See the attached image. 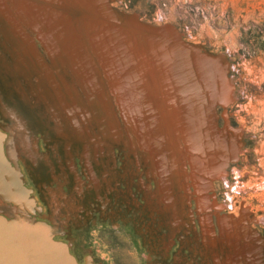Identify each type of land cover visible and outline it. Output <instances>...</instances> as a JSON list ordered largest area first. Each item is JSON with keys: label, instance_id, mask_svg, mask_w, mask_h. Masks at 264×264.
Here are the masks:
<instances>
[{"label": "rangeland", "instance_id": "374dc122", "mask_svg": "<svg viewBox=\"0 0 264 264\" xmlns=\"http://www.w3.org/2000/svg\"><path fill=\"white\" fill-rule=\"evenodd\" d=\"M27 259L264 264V0H0V264Z\"/></svg>", "mask_w": 264, "mask_h": 264}, {"label": "bare ground", "instance_id": "6f19581e", "mask_svg": "<svg viewBox=\"0 0 264 264\" xmlns=\"http://www.w3.org/2000/svg\"><path fill=\"white\" fill-rule=\"evenodd\" d=\"M20 243H21L20 245H22V248H25V246H27V245L24 244V241H22V240H20ZM27 248H28V247H27ZM24 250H25V249H24ZM21 252H22V251H21ZM23 252H24V251H23ZM27 253L29 254L28 250H27L26 254H27ZM24 254H25V252H24ZM26 254H25V255H26ZM28 257H30V256H28ZM28 257H27V258H28ZM28 260H29V259L26 260V261H27V264H28V262H29ZM41 260H42V259H41ZM43 262H44V261H43ZM44 263H45V262H44ZM31 264H32V263H31ZM45 264H46V263H45ZM48 264H49V263H48Z\"/></svg>", "mask_w": 264, "mask_h": 264}]
</instances>
